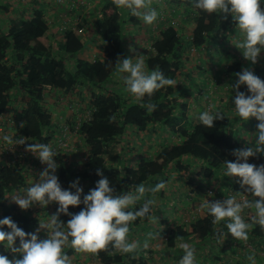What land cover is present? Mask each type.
I'll list each match as a JSON object with an SVG mask.
<instances>
[{"label":"trees","instance_id":"16d2710c","mask_svg":"<svg viewBox=\"0 0 264 264\" xmlns=\"http://www.w3.org/2000/svg\"><path fill=\"white\" fill-rule=\"evenodd\" d=\"M162 1L167 6L156 7L159 21L150 38L151 50L145 57L146 70L150 73L158 68L166 78L182 81L179 77L184 75V80L182 85L166 86L151 97L145 96L142 102L129 93L125 95L120 88H109L117 73L118 58L126 56L127 22L136 23L127 10L115 7L114 0H102L100 3L99 14L94 20V33L103 40V47L92 60L77 58L86 42L78 23L70 24L61 32L60 11L39 8L36 0L30 9L19 10L18 18H10L0 29V135L7 134L14 139L24 137V147L28 144H50L57 152L54 157L58 165L55 174L61 187L67 189L72 181L79 178V186L83 188L81 199L102 178L96 174L98 169L103 177L109 179L115 195L132 192L139 184L154 187L165 181L168 192H172L177 201L169 211H176L179 206L182 209L178 213L183 212V215L165 224L167 210L165 203L159 202L152 206L149 216L138 218L129 228L132 232L148 226L149 230L156 220L160 224H156L157 227L164 225L162 229L168 234V246L179 253L182 249H175L176 238L193 236L196 242L192 247L203 244L216 247L221 242L220 233L227 232V229L225 221L213 224V217L206 210L203 217L193 218L197 201H193L191 195L181 194L177 188H170L173 175L180 176L178 188L184 187L192 195L199 193L204 197L210 188L206 187L210 186L207 183L217 178L220 179L218 184L224 187L216 189L217 193L231 190L235 195L241 194L243 188L237 178L223 175L224 162L235 160L233 150L247 148L254 142L249 145L242 143L244 138L239 133L242 127L238 126V118H231L224 107L213 109L210 103L195 97L189 100L193 92L187 86V79L193 83L198 77L196 75L202 78L205 74L201 64L197 67L199 74L191 77L187 72L186 64L191 52L204 47L209 51L211 46H219L217 55L225 57L218 36L223 38L232 30L234 21H231V16L195 9L191 0ZM261 7L264 8V4ZM2 9L7 10V7L2 4ZM66 14L73 17L72 10ZM59 36L63 37L61 43L57 40ZM242 69V63L233 60L222 72L226 74L225 82L231 87L235 85L236 73ZM251 70L264 80V65L254 64ZM239 91L247 93L246 86L242 85ZM142 103L156 104L157 107L149 112L141 106ZM204 110L220 112L225 118L214 121L213 127L207 128L196 119L197 114ZM133 134L137 143L131 147V155L124 157L126 147L123 142ZM169 135L173 138L170 139ZM63 136L70 137L72 145V139L77 140L74 148L77 155L80 151L81 155L56 147ZM248 162L264 164V154L249 158ZM43 170L39 159L32 154L19 155L8 161L0 143V219L11 217L26 233L36 232L39 222L46 221L58 207L53 202L44 208L34 204L27 210H21L11 199L13 194H22L21 190L37 182ZM147 199L145 196L142 202L136 203L134 210L142 207ZM188 202L192 204L191 208H188ZM82 207L83 204L75 208L69 206V211L78 213ZM242 215L246 222L252 223L247 242L253 248L262 249L264 228L252 221L254 213L249 210L245 209ZM69 218L63 214L59 217L64 223ZM4 230H8L6 226ZM64 230H67L66 226ZM38 236L45 239L46 231L41 229ZM235 241L229 235L223 242L228 246ZM16 244L18 246V239ZM64 252L72 264H149L143 257H136L139 255L137 251L126 257L127 254L111 246L96 255L77 253L68 246ZM0 254L10 260L14 257L2 247ZM15 255V258H21L19 254Z\"/></svg>","mask_w":264,"mask_h":264},{"label":"clouds","instance_id":"9594fccd","mask_svg":"<svg viewBox=\"0 0 264 264\" xmlns=\"http://www.w3.org/2000/svg\"><path fill=\"white\" fill-rule=\"evenodd\" d=\"M195 9L208 14L230 15L242 39L236 47L243 49L242 55L251 64H256L260 53L264 51V0H191ZM116 8L127 10L132 16L141 18L146 25L157 21L158 11L151 7V0H114ZM225 16V18H226ZM153 54L155 50L153 49ZM146 55L135 58L117 60L116 72L123 80L125 90L133 95L137 101L142 102L145 96L151 97L155 92L166 86L175 87L176 79L166 78L158 68L150 73L146 70ZM236 83L232 86L235 96L232 97L235 115L241 121L255 118L257 131L253 133L254 143L244 149L233 150L234 161H225L223 175L237 178L240 187L245 193H250L253 199L241 194L229 196L222 201L209 202L204 200L200 205L207 214L213 217V224L225 221L227 232L220 233L223 242L230 235L238 241H247L252 223L246 222L242 213L245 209H255L252 221L264 228V164L249 163V158L257 154H264V80L257 77L249 68H243L236 73ZM246 86L247 93L239 91ZM147 111L156 109V104H147ZM224 115L213 110L199 112L196 119L200 125L212 128L214 121L224 119ZM0 143L9 145H24V137L15 138L7 134L0 135ZM27 151L33 153L42 164L47 167L39 174V180L32 183L27 189L11 196L12 201L21 209L27 210L34 204L41 208L55 202L58 207L56 212L46 221L39 222L36 232L26 233L17 226L11 217L0 219V247L14 254L13 259L0 254V264H72L70 257L64 252L66 246L77 253L98 254L112 249L122 254L133 253L140 243L129 241V225L138 218L149 216L155 201L147 199L142 207L134 210V205L142 199L146 192L157 193L166 188V182L160 181L152 188L139 184L132 192L115 195L114 187L110 186L107 177H103L98 169L97 175L101 176L95 187L89 189L87 194L79 186V178L72 181L69 188L61 187L55 174L58 168L54 157L57 152L50 144H28ZM74 189V191H72ZM209 196L212 193L208 194ZM259 198V199H256ZM83 204L78 213L69 211ZM70 217L67 223L59 219L60 215ZM8 229L7 231L4 228ZM66 226L67 230H64ZM46 231V238L40 239L39 231ZM19 240L17 246L16 242ZM143 247H148L145 241ZM184 255L179 264H196L195 248L187 243L180 244ZM19 254L18 257L15 258ZM250 264H255L254 256H249Z\"/></svg>","mask_w":264,"mask_h":264},{"label":"crops","instance_id":"0c3cea01","mask_svg":"<svg viewBox=\"0 0 264 264\" xmlns=\"http://www.w3.org/2000/svg\"><path fill=\"white\" fill-rule=\"evenodd\" d=\"M5 1L8 2L9 7L7 10H5V9L0 10V29L4 28L5 23L8 20V19L6 20L5 16H7V14L6 13L4 14V12L7 11L8 13H13L14 16L12 18H18L19 15H17V14H19V10H25L26 11L34 5V0H5ZM36 1H37L39 8L48 7L49 9L54 8V10L56 8L57 10L60 11V13L58 14L60 16L59 17L60 20H58V21H59V26H60L59 29L61 32L64 31V28L67 29L69 27V25L71 24L70 23L71 21L77 20L79 26L82 29V33L84 34L83 37L85 38V41H86L83 51L77 55V58L83 59V60H88L86 53L88 51L94 49L90 45V43L93 42L91 39L96 37L95 38V40H96L97 38H99L98 34L94 33V30H95L94 29L95 28L94 20H95L97 14H99V6H100V3L102 0H36ZM1 2L2 1L0 0V5H2ZM162 2H163V4H160ZM157 4H160V6H156ZM166 6H167L166 3L162 0H151V7L152 8L156 9V7H157V9H158L159 7L165 8ZM68 10H72L73 17L71 15L67 16L66 13ZM61 13H62V16H61ZM128 15H130L131 17H134L136 19V23H132V22L128 21L127 26L125 28L126 29L125 30V36L127 39L126 54L128 55V52H129V48H128L129 44L128 43H130V41L133 42L135 40V38H138L137 42L141 44V48H140V46L137 48V50L139 51L138 54L147 56L151 50L150 38L156 30V26L158 24L159 19L152 25H146L141 18L132 16L130 13H128ZM80 16H82V18H79ZM89 20H90V23H89ZM231 21L233 22V20H231ZM88 26L93 27L91 29L92 30L91 34H89V31H87V29L89 28ZM129 26H131V27H129ZM234 26H235V23H234ZM127 27L129 28V30L127 29ZM226 35L228 38L230 37V36H228L229 34H224V36H226ZM218 37H219V41L221 42V45L223 47L222 49H224L225 57L217 55L218 52L216 49L219 46H215V47L211 46L209 51H207V49L205 47L202 48L201 50H193L191 52V55H190V60L186 64L187 72L188 71L190 72L191 77H193L192 74H199V70H197V67H198V65L201 64V68H205V71H202L205 74L202 78H198L199 75H196V76H198L196 78V82L194 81L192 83L191 79H187L186 83H188L187 86L189 87V90L191 92H193L192 94L189 95L191 98L195 97V99H197V100L200 99V101H204L206 103L208 102V103H210L209 105H211L213 109L217 108V107L218 108L224 107V109L228 112L229 116L231 118H233V117H237L235 115L234 105H232V97L235 96V93H233L231 85H229L225 82L224 79L226 78V74H224L222 72L224 71V68L227 67L228 64H230L234 60L233 57H235L238 54V51L235 50L234 54H233L232 50H229L230 46H227V45L224 46L221 36H218ZM62 39H63L62 36H59L57 38L59 43H61L63 41ZM98 43H100V42H98ZM98 47L100 48L99 52H101L103 45H98ZM209 52H210V54H209ZM127 55L125 56V58L127 57ZM219 75H220V77H219ZM183 76L184 75H181L179 77L182 81H178L177 84H181V85L183 84L182 83L184 80ZM205 79L207 81H205ZM214 80H215V83H214ZM212 83H214V85ZM197 89H199V93L196 95L195 90H197ZM202 89H203V91H202ZM191 98H189V100ZM225 104H226L227 108H225ZM66 113L67 112H65V114ZM237 118H238V126L242 127L240 132H239L241 135H243L242 137L244 138L242 143L249 145L255 141V137H254L253 133H255L257 131V124L258 123L255 121L256 120L255 118H250L246 122L241 121L239 119V117H237ZM42 165L43 164L41 163V166ZM211 181H213V180L211 179ZM210 182L207 183V185L210 184ZM206 187L211 188V186H206ZM212 189H214V188H212ZM213 191H214L213 201H217V200L221 201L219 198L227 193L226 192V193H220L219 194V192L217 193L218 190L216 191V189ZM241 194L247 195L248 199H253L251 197L250 193L244 192V189H243V192ZM241 194H238L237 199H240ZM199 195H200L199 193L198 194L195 193L196 198ZM199 198H201V200L198 199L200 201L199 203L197 200V203H198L197 205H201V203H202L203 197H199ZM247 210H249L252 213L255 212L254 208L253 209H247ZM182 215H183V212L177 213L176 216L181 217ZM203 216H204V213H202V215H200V217H203ZM160 228L161 227H159V226L157 227L158 230ZM188 237H193V236H188ZM179 239H184V238H179ZM195 242H196V240L194 237V241H193V243H190V245H193ZM229 244H230V242H229ZM226 245H227L226 242H220V244L216 245V247L213 245L209 246V245L203 244L201 246L202 251L200 252V254L198 252L195 254L196 264H217V263H221V264H233V263L234 264H250V262L248 260V257L250 255L254 256L255 264H264V247L262 249H256V248H253L247 241H238V240L233 242V244H230L228 246H226ZM176 248H180V245H176L175 249ZM246 251H248V253ZM173 252L176 254V256H178V255L182 256V254H184L183 250H182V252H179V253L174 251V250H173ZM179 259H181V258H179ZM157 263H159V260L153 259L151 264H157ZM171 263H173V262H171ZM174 264H176V262ZM177 264H179V263H177Z\"/></svg>","mask_w":264,"mask_h":264},{"label":"rangeland","instance_id":"374dc122","mask_svg":"<svg viewBox=\"0 0 264 264\" xmlns=\"http://www.w3.org/2000/svg\"><path fill=\"white\" fill-rule=\"evenodd\" d=\"M1 1H2L1 3L4 4L7 7V9H8V7H9L8 2L5 1V0H1ZM5 13L7 14V16H5L6 20L7 19L9 20L10 18H12L14 16L13 13H8L7 11L4 12V14ZM168 13H170V11H168ZM79 18H82V16H80ZM76 23H78V22H76ZM89 23H90V20H89ZM232 26H231L232 30L227 33V34H229L228 36H230V37L228 38L227 35H226V36H224L222 38L223 45L224 46H226V45L227 46H230L229 47V50H232L233 54H234V51L235 50L238 51V54L235 57L232 56L234 58V61L241 62L243 68H249V69H251L253 67V64H251L250 62H248L247 60L244 59V57L242 55L243 49H239V48L236 47V43L242 39V36L239 33V31L235 28V26L234 27H232ZM88 27L89 28L87 29V31H89V34H91L92 33V30L91 29L93 27L92 26H88ZM129 27H131V26H129ZM127 29L129 30L128 27H127ZM95 38L91 39L93 42L90 43V45L94 49L91 48L92 50H90V51H88L86 53L88 60H92L94 58V55L100 53L99 52L100 51V48L98 47V45H103V40H101L99 38H97L95 40ZM137 39L138 38H135V40L133 42L130 41V43H128L129 44L128 45L129 52H128V55L126 54L127 55L126 58H135L136 56L139 55L138 54L139 51L137 50V48L139 46L141 48V44L137 42L138 41ZM98 42H100V43H98ZM256 64L257 65H261V66L264 65V51H262L260 53V56H259L258 61H257ZM111 82H112L110 84L111 86H109L110 89L118 90L120 88V90L123 91L125 95L128 94V92L125 90V85L123 83V80L120 78V76L117 73L115 74V76H114V78L112 79ZM84 89H85V87H83V90ZM86 89H88V87H86ZM195 91H196L195 94L197 95L199 93V89H197ZM189 98H191V97L189 96ZM255 121L257 123H259L257 120H255ZM169 137H170V139L173 138L170 135H169ZM65 139L68 141L70 139V137L67 136ZM158 139L159 138L156 137V141H158ZM72 140H73V145L74 146L72 145L71 140H69L68 142H69L70 145L73 146V149L72 150L77 155V152H76V150H75L74 147L78 143H77V140L76 139H72ZM123 143H124V145L126 147V149L123 152V156L124 157L130 156L131 153H132V151H130L131 147H134L136 145V143H137L136 142L135 134L131 135L130 137H127V139H125V141ZM116 150H117V148H116ZM79 155H81V151L78 152V155L77 156H79ZM41 167H42V169H45L44 167H46V165L43 164ZM197 169H198V167H196V170ZM218 180H220V179L217 178V180H213L212 182H210L209 185L211 187H213L214 189H217V190L220 189V188H224L222 186V184H218ZM180 181L181 180H180V176L179 175H177V174L173 175V177H172V184H171L170 188H177L178 190L182 191L181 194H184V195H187V196H190L191 195L192 196V200L194 199L193 201H197L198 199L201 200V198H199L200 196H198L196 198L195 197V194L192 195L184 187L178 188V185H180L179 184ZM145 186H146V188H152V185H149V184H147ZM168 190H167V187H166L165 189H163V190H161V191H159L157 193L149 192V194H148V192H146L145 195H144V197L147 196L149 199L154 200L155 203H159V202H162V203L164 202L165 203V207H166V210H167L166 211L167 220H166L165 224H167L169 222H172L173 219H174L173 217H175L177 215V213L179 212V210L182 209V208H180L178 206V209L176 211L175 210L169 211L170 210L169 208H172L173 205H176L177 201H176V198H174L175 195L172 192L170 194V192H168ZM142 199H140L139 201H137V203L138 202L139 203L142 202ZM190 202H191V200H190ZM190 202L187 203L188 208H191V206H192V204H190ZM199 202L200 201L198 200V203ZM186 213H190V212L189 211H186ZM176 218H178V216H176ZM152 223L153 224H151L149 226V230H148V226H146V228L144 227L143 229H138L137 231H132V232L129 231V237H128L129 238V241L130 242H132V241H138L140 243V247H138L136 249V251L139 253V255L137 254L136 257L137 258L143 257V259L148 260L150 264L152 263V260L153 259H158L159 260V263H157V264H174L175 262H176V264L179 263V261H180L179 258H181L184 254L182 256L181 255L176 256V254L173 252L174 249L170 248L168 246V244H167L168 234L166 233V230H163L164 229V227H163L164 225L163 224L161 225L163 229L160 228L158 230L156 224H159V222L156 221V220H154ZM178 239L176 238V240H175V241H177L175 243V246L176 245H180L182 243H187V244L190 245V243H193V241H194V237H187V238L179 239V240ZM145 241L148 242V247L147 248L143 247ZM194 245H195V243H194ZM190 246H192V245H190ZM194 248H195V254L197 252L200 254V252L202 251V247L200 245L194 246ZM130 255H132V253H128L126 255V257L127 256H130ZM171 262H173V263H171Z\"/></svg>","mask_w":264,"mask_h":264},{"label":"built area","instance_id":"2783aa9c","mask_svg":"<svg viewBox=\"0 0 264 264\" xmlns=\"http://www.w3.org/2000/svg\"><path fill=\"white\" fill-rule=\"evenodd\" d=\"M77 20H74V21H71L70 23L71 24H74L76 23ZM80 32H82V29L79 30ZM65 129V128H64ZM67 136H63L62 139H60L58 142H57V147L62 149V150H65V151H68V150H72L73 149V146L69 144V142L65 139ZM27 147H24L23 145H9L7 143H2V150L4 151V155L6 156V158L8 159V161H13L15 160L19 155H24L26 153L28 154H32L34 155L33 153L29 152L26 150ZM35 156V155H34ZM209 193H212L211 196H209L208 194ZM232 195H235L233 192L228 191L225 195L221 196L219 199L222 201L226 198H228L229 196H232ZM237 198H238V195H236ZM214 199V191L212 188H209L207 189V194L203 197L202 199V203L204 202V200H208L209 202H212ZM259 199V198H257ZM201 203V204H202ZM193 218L194 217H200V215H202V213H204V209H201L200 208V205H198L197 207H195L193 209Z\"/></svg>","mask_w":264,"mask_h":264}]
</instances>
